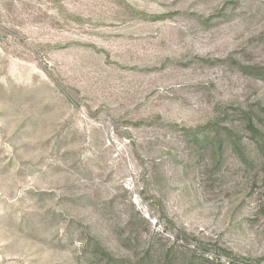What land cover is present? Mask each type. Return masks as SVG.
Returning <instances> with one entry per match:
<instances>
[{"label": "rangeland", "instance_id": "obj_1", "mask_svg": "<svg viewBox=\"0 0 264 264\" xmlns=\"http://www.w3.org/2000/svg\"><path fill=\"white\" fill-rule=\"evenodd\" d=\"M259 107L264 0H0V264H264Z\"/></svg>", "mask_w": 264, "mask_h": 264}, {"label": "trees", "instance_id": "obj_2", "mask_svg": "<svg viewBox=\"0 0 264 264\" xmlns=\"http://www.w3.org/2000/svg\"><path fill=\"white\" fill-rule=\"evenodd\" d=\"M245 68L246 67H243V70ZM259 111H260L259 113H256L255 111L252 110L242 112L246 118L245 131L249 134V138L252 141L255 156L254 157L251 156L252 158L249 159L246 157L245 159L243 156L244 154L239 147H238L239 150L235 149L234 152L236 153L237 157L243 158L242 160L243 164H245L246 166H249L250 164L251 168L258 167L259 171L264 176V107H259ZM259 114L263 116L260 117L261 119H259ZM223 128L228 132L230 131L226 127ZM216 140L219 143V149H220L219 152H221L226 144V139L220 133H217ZM233 144L234 143H228L226 145L229 148ZM220 155L221 153L218 154L217 158H219ZM214 157L216 159V155ZM102 254H103V258L100 260L101 262H103V264H152V259H153L152 255L149 252H147V254L144 255L145 257L143 256L142 258L138 259L139 262L136 261L132 262V260L129 258L116 259L112 257L109 253H106L104 250ZM235 258L236 257H232L231 259H225L224 262L213 259H207L205 262L206 264H233V262L236 261ZM175 260L178 261L177 258H175ZM178 264H195V263L192 261H185V262L182 261ZM241 264H246V262Z\"/></svg>", "mask_w": 264, "mask_h": 264}]
</instances>
